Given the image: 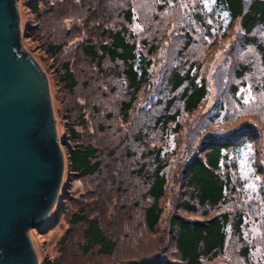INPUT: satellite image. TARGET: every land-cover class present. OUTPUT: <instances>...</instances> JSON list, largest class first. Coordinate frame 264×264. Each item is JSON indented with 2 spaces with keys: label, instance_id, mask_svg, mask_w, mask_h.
Listing matches in <instances>:
<instances>
[{
  "label": "rangeland",
  "instance_id": "374dc122",
  "mask_svg": "<svg viewBox=\"0 0 264 264\" xmlns=\"http://www.w3.org/2000/svg\"><path fill=\"white\" fill-rule=\"evenodd\" d=\"M127 2L134 10L129 30L155 48L150 80L124 121L119 111L125 94L121 76L116 69L102 73L95 62L83 58L78 42L84 34L101 30L94 29L100 11L106 15L107 26L118 23L119 11ZM158 2L46 0L39 3L35 13L29 10L27 0H16L20 42L46 74L58 140L66 135L70 125L67 120H71L81 140L97 148L101 162L99 172L72 181L63 167L56 200L41 224L27 230L38 264H110L160 254L172 258L174 245L165 228L174 199L184 190L178 187L182 163L197 151L200 140L234 130L244 142L242 147L227 150V158L222 161L220 169L228 177L229 186L218 209L229 208L233 215L241 216L240 234L234 235L227 227L223 251L204 263L264 264V88L259 54L254 46L245 44L244 31L237 22L225 31L224 24L211 15L213 0H168L159 10ZM200 17L207 20L210 31L204 29ZM182 31L193 35L189 44H185L187 36ZM253 34L264 42L263 29H255ZM49 42L62 45L55 55L46 51ZM65 61L71 62L77 79L71 90L59 77L60 63ZM191 61L199 65L206 97L194 112L179 118L177 133L165 137V132L153 128L151 122L168 96L162 72ZM242 66L245 70L239 77L235 68ZM219 94L223 108L213 122L209 117L211 105ZM250 131L255 133L253 139L247 137ZM154 146H161L162 158L168 162L169 185L161 201L159 227L152 233L147 231L141 214L143 178L134 170L140 162L149 161L147 149ZM80 207L87 216H96L106 234L115 239L112 253H98L96 246L83 251L85 223L71 221ZM122 212L129 225L123 223Z\"/></svg>",
  "mask_w": 264,
  "mask_h": 264
},
{
  "label": "trees",
  "instance_id": "16d2710c",
  "mask_svg": "<svg viewBox=\"0 0 264 264\" xmlns=\"http://www.w3.org/2000/svg\"><path fill=\"white\" fill-rule=\"evenodd\" d=\"M45 1L27 0L29 10L38 13L39 3ZM167 2L168 0H159L157 9L163 8ZM209 11L214 18H218L219 23L224 24L225 31L230 30L236 22L244 31L245 44L254 46L259 54L263 66L261 83L264 88V42L253 34L257 28L264 31V0H213L212 10ZM99 14L94 29L100 27L101 30L93 35L84 34V37L79 39V49L81 56L95 62L102 73L116 69L121 76L125 94L119 111L122 120L126 121L141 89L150 80L155 45L148 43L144 37L137 38L129 30L128 24L134 14L131 3L127 2L119 11L120 20L114 25L107 26L105 13L100 11ZM200 20L204 29L210 31L211 26L207 20L201 17ZM182 33L187 36L185 44H189L193 35L188 31ZM61 46L59 43L49 42L46 51L55 55ZM198 69L199 65L191 61L187 65L173 66L162 72L168 96L151 122L153 128L165 132V137L170 133H177L181 127L179 118L184 113L194 112L206 97L207 88L205 81L198 75ZM244 70V66L235 68L236 75L240 77ZM59 77L68 90L76 86L77 79L70 61L60 63ZM222 102L219 94L211 105V121L217 120L223 108ZM67 121L70 124L66 129L67 133L59 137L58 141L63 155V167L67 170V179L72 181L99 172L101 162L97 148L92 143L83 142L75 124L71 120ZM225 133L200 140L197 151L182 163L178 187L181 186L184 190L180 196L175 197L176 202L167 216L165 228L167 237L174 245L173 257L166 258L160 254L142 260L133 258L110 264H205L204 261L213 260L223 251L228 238L227 227L230 226L234 235L240 234L241 216L233 215L229 208L218 209L229 186L228 177L220 169L222 161L227 158V150L242 147L244 142L236 130ZM139 135L141 139L143 135ZM247 137L253 139L255 133L250 131ZM161 149V146L147 149L146 156H149V161L140 162L134 170L137 177L143 178L145 196L144 203L141 204V214L147 231L152 233L159 227L163 213L161 201L169 185L168 162L163 160ZM63 191L61 197L64 195ZM101 193L100 196H103ZM62 201L60 199V202ZM182 211L197 214L198 217H189ZM84 212L85 209L80 207V213L71 216L72 222L85 223L82 230L85 241L83 251L96 246L98 253H112L116 246L115 239L106 234L96 216H87ZM120 215L123 216V223L129 225L125 212ZM242 250L246 251V246H243Z\"/></svg>",
  "mask_w": 264,
  "mask_h": 264
},
{
  "label": "water",
  "instance_id": "95a60500",
  "mask_svg": "<svg viewBox=\"0 0 264 264\" xmlns=\"http://www.w3.org/2000/svg\"><path fill=\"white\" fill-rule=\"evenodd\" d=\"M20 37L16 0H0V264H38L27 230L44 220L63 171L48 80Z\"/></svg>",
  "mask_w": 264,
  "mask_h": 264
}]
</instances>
